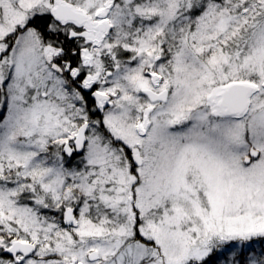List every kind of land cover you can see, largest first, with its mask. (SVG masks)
I'll return each mask as SVG.
<instances>
[{
  "label": "snow or ice",
  "instance_id": "1",
  "mask_svg": "<svg viewBox=\"0 0 264 264\" xmlns=\"http://www.w3.org/2000/svg\"><path fill=\"white\" fill-rule=\"evenodd\" d=\"M0 264H264V0H0Z\"/></svg>",
  "mask_w": 264,
  "mask_h": 264
}]
</instances>
